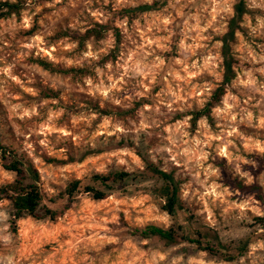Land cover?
Segmentation results:
<instances>
[{
	"label": "clouds",
	"instance_id": "clouds-1",
	"mask_svg": "<svg viewBox=\"0 0 264 264\" xmlns=\"http://www.w3.org/2000/svg\"><path fill=\"white\" fill-rule=\"evenodd\" d=\"M0 15V264H264V0Z\"/></svg>",
	"mask_w": 264,
	"mask_h": 264
},
{
	"label": "rangeland",
	"instance_id": "rangeland-1",
	"mask_svg": "<svg viewBox=\"0 0 264 264\" xmlns=\"http://www.w3.org/2000/svg\"><path fill=\"white\" fill-rule=\"evenodd\" d=\"M0 20H3V19L0 18ZM25 32L28 35H32V33L34 32V29H32V30H25ZM32 38L35 39L37 41V43H39V37L33 35ZM35 51L40 54V57H43V59H40L38 57L37 60L44 61V62H46L48 64H51L52 63L53 58H52V52H51V48L50 47L49 48H40V47H37L35 49ZM37 86H39V85H37ZM21 91H24V90H21ZM25 95L28 96L30 94L25 91ZM41 95L45 99H48V100H53V99L56 98V94L53 93L51 90H44L41 93ZM5 111H6L5 105H4L3 101H0V117H3ZM58 132L61 135H65L66 134V129H58ZM43 135H44V133H40L41 139H43ZM242 147H245L246 148L247 145H243ZM257 151H258V149H257ZM247 158L249 160L253 161V163L256 165V167H255V169H253L252 168V165L249 164V165H245L244 166L245 169L250 170V171H253V173H254V179H256V180L264 179V177H261V173H264V158H262L261 156L257 155L256 152H253V153L249 154ZM57 159H59V158H57ZM64 166L67 167V164H65ZM36 172L39 175L40 169L37 168L36 169ZM256 185H259V183H257ZM236 187L237 188H243L244 186L242 184H240V183H237L236 184ZM252 190L254 191V187H253Z\"/></svg>",
	"mask_w": 264,
	"mask_h": 264
},
{
	"label": "trees",
	"instance_id": "trees-1",
	"mask_svg": "<svg viewBox=\"0 0 264 264\" xmlns=\"http://www.w3.org/2000/svg\"><path fill=\"white\" fill-rule=\"evenodd\" d=\"M12 10H16L19 8V5H12L9 6ZM243 10V5L241 4L240 6H238L237 11H242ZM0 18L4 19L5 17L0 15ZM231 35V34H230ZM36 63H38L41 67L45 68V69H49L51 68V64H48L44 61L41 60H37ZM229 72L232 71V67L231 64L229 65ZM17 161H13L10 165H7L6 168H11L12 170H17ZM36 175L38 176V173L36 172ZM30 187L33 188V191L29 194V197L27 199V201H25L26 204H28L31 208H35V202L36 200L39 199V193L38 191L35 189L34 185H29ZM259 190V185L254 186V191H258ZM17 206H19V202L17 203Z\"/></svg>",
	"mask_w": 264,
	"mask_h": 264
}]
</instances>
